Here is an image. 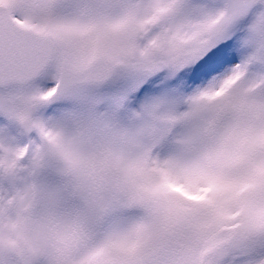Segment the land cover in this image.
I'll use <instances>...</instances> for the list:
<instances>
[{
  "label": "snow or ice",
  "instance_id": "obj_1",
  "mask_svg": "<svg viewBox=\"0 0 264 264\" xmlns=\"http://www.w3.org/2000/svg\"><path fill=\"white\" fill-rule=\"evenodd\" d=\"M0 264H264V0H0Z\"/></svg>",
  "mask_w": 264,
  "mask_h": 264
}]
</instances>
